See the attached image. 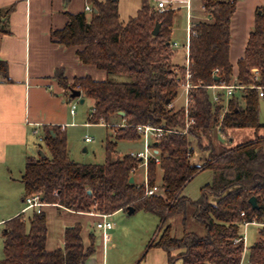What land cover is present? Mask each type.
<instances>
[{
  "label": "trees",
  "instance_id": "16d2710c",
  "mask_svg": "<svg viewBox=\"0 0 264 264\" xmlns=\"http://www.w3.org/2000/svg\"><path fill=\"white\" fill-rule=\"evenodd\" d=\"M70 0H65L67 5ZM93 7L91 18L85 13L69 15L62 30L52 32V38L65 47H81L80 61L106 72L108 79L95 81L90 76L75 78L71 83L64 71L55 79L69 97L70 90H79L84 99L92 100L90 124H109L119 116L125 126L115 127L116 142L106 145L107 160L103 165L78 164L69 156L67 135L54 127V135L45 139L50 157L27 160L22 177L25 200L40 195L47 205H56L76 213L114 215L120 211H145L161 219L163 231L151 248L167 253L169 264H240L244 243V223H258L260 239L247 249L249 264H264V137L233 147L219 149L214 136L219 124L221 106L212 102L210 88L229 84L236 71L230 62L231 22L236 13L235 2L204 0L209 23L192 27L189 44L190 66H175L172 47V11L159 12L142 0L136 17L127 23L120 19L116 0H88ZM157 25L159 34L153 35ZM3 30L0 29V33ZM6 31H4L5 33ZM260 72L255 82L252 70ZM202 88L190 91L189 116L196 124L188 135L165 133L153 142L159 152L160 164L150 159L147 168L148 185L156 186L157 171L163 172L161 193L148 196L143 184H131L141 159L132 155L113 160L118 141L140 139L138 126L182 132L186 125L185 109L176 110L173 103L186 80ZM217 74H215V72ZM8 64L0 60V76L8 78ZM238 82L243 90L229 103L222 128L226 130L262 128L259 121L260 96L264 87V7L258 10L244 57L238 63ZM129 76L134 83H116L110 76ZM169 101V104L167 103ZM200 152L204 161L191 162L188 154ZM199 154V153H198ZM200 160V159H199ZM213 171L214 181L201 190L197 201L182 196L186 186L201 172ZM91 191V194L88 192ZM257 201V209L251 199ZM192 207L193 220L202 226L205 236L186 232L182 238L172 236L174 217L184 215ZM244 214V215H243ZM4 232V259L0 264H85L95 253V241L85 247L82 226L66 230L64 247L47 250L48 224L44 213L34 211L27 217L19 215L9 220Z\"/></svg>",
  "mask_w": 264,
  "mask_h": 264
},
{
  "label": "crops",
  "instance_id": "0c3cea01",
  "mask_svg": "<svg viewBox=\"0 0 264 264\" xmlns=\"http://www.w3.org/2000/svg\"><path fill=\"white\" fill-rule=\"evenodd\" d=\"M116 1L123 23L136 17L142 6V0ZM219 1L236 3V13L231 22L230 62L234 70L238 71V63L245 55L256 15L258 10L264 7V0ZM150 3L158 11V5L163 3V12L174 13L172 47L174 51H185L187 62L192 27L196 23L212 22V18L206 14L204 0H150ZM87 6L92 7L88 0H70L67 5L65 0H0V29L3 30L0 33V60L7 62L9 71L7 79L0 76V229L4 228L9 220L22 214L27 216L30 211L26 209L22 177L27 160L30 157L36 158L33 154L38 143L45 142L48 133L54 135V127H60L67 135V128L78 125L75 123L76 111L74 114L71 112L72 108L68 111V97L55 79L56 72L63 70L70 83L75 78L86 76L100 82L108 79L106 72L80 61L77 52L82 50L81 47L68 48L52 38L53 31L62 30L68 25L69 15L85 13L90 19L92 13L90 15V12L86 11ZM262 99L264 98L260 99V103ZM84 100L85 103L87 99ZM92 104L94 106V103ZM118 119L115 125L125 126V121L120 115ZM263 119L264 102L260 104L259 110L262 128L257 131L239 129L238 131L255 132L253 140L242 144L264 137ZM230 131L232 130L226 131L225 134L229 135ZM233 143L234 136H228V140H224L218 133L214 136V144L219 149L242 145ZM19 167L22 169L19 175L23 186L21 202L19 201L4 217V183L9 180L11 172ZM141 184L143 183L139 185ZM42 213L47 217L49 252L62 249L66 230L79 224L82 226L85 247L90 246L91 237L95 241V253L85 264H108L106 258L115 239L113 224L111 230L104 231L97 227L101 221L99 214L76 213L56 205H46ZM117 213H127V217L134 215L126 211ZM112 217L114 215H110L109 222ZM251 225L262 227L258 223ZM5 231L6 225L5 230H0L1 240ZM258 232L260 233V229ZM259 233L255 243L260 239ZM151 245L148 249L154 259L152 264H169L167 253L162 249L151 248ZM162 251L164 253H161Z\"/></svg>",
  "mask_w": 264,
  "mask_h": 264
},
{
  "label": "rangeland",
  "instance_id": "374dc122",
  "mask_svg": "<svg viewBox=\"0 0 264 264\" xmlns=\"http://www.w3.org/2000/svg\"><path fill=\"white\" fill-rule=\"evenodd\" d=\"M91 15V13H90ZM124 21V20H123ZM173 63L175 66H184L186 63L185 51H174ZM236 71V70H235ZM237 73V71H236ZM116 83H134V78L129 76L113 75L109 78ZM214 91H209L212 96ZM240 100L242 93H237ZM82 99V98H81ZM81 99L67 98L66 105L68 111L71 110L73 105L76 106L75 123L78 125L70 126L67 128V141L69 147V155L72 161L83 165H103L107 160L106 145L108 142H116L115 127L118 117L112 116L109 124L95 125L89 124L90 116L93 109V101L87 99L84 104H80ZM185 93L183 88H180L178 97L173 103L176 110L183 109L185 106ZM264 99L261 100V105ZM264 122V119L262 120ZM241 130V129H240ZM228 131V130H226ZM218 132L215 133L217 135ZM253 131H238L232 130L227 136H234V145H239L242 142L253 140L255 138ZM245 138V139H244ZM89 140L86 143V140ZM244 139V140H242ZM224 143V142H223ZM230 144V142H226ZM113 155V160L123 158L124 156L138 154L145 151V142L143 137L136 141H118L117 148ZM199 153V154H198ZM50 157V152L46 143L40 141L38 147L35 149L33 156L40 158L41 155ZM201 157L200 152H197ZM200 159V160H199ZM196 163L204 161L199 158ZM22 169L15 168L10 175L7 183H4V217L14 208L20 201L23 194V186L20 182V172ZM24 172V171H23ZM146 177L145 167L141 166L134 175L138 184L144 183ZM163 179V172L157 171L156 186L161 187ZM214 181L213 171H204L198 174L184 189L182 196L197 201L201 198V190L208 184ZM6 188V189H5ZM194 209L190 207L186 214L180 215L170 219L166 226H172V236L175 238H182L186 232H192L198 236H205L206 232L202 226L193 220ZM34 210L27 213V217L32 216ZM114 225L115 239L113 245L110 246L109 255L106 258L108 264H152V254H149V246L151 243L157 241L163 231H160L161 219L154 214L145 211H138L133 216L127 217V213H116L110 219ZM5 230L4 228H1ZM0 229V230H1ZM243 229V235L246 237V248H250L255 244L258 231L261 227L256 225L247 226ZM246 230V232H244ZM3 240L0 239V262L4 259V236ZM161 251V250H160ZM161 253H164L163 251ZM247 256V252H246ZM244 264H249L248 257L243 260ZM176 264H182L177 261Z\"/></svg>",
  "mask_w": 264,
  "mask_h": 264
},
{
  "label": "built area",
  "instance_id": "2783aa9c",
  "mask_svg": "<svg viewBox=\"0 0 264 264\" xmlns=\"http://www.w3.org/2000/svg\"><path fill=\"white\" fill-rule=\"evenodd\" d=\"M164 8H165V6L163 3H160L158 5V9L160 12H163ZM86 11L92 13L93 8L91 6H87ZM189 66H190V61H189V57H188L187 62H186L187 70L189 69ZM217 72L218 71H216L215 74H217ZM252 77L256 83L261 81V76H260L259 70H257V69L252 70ZM202 87H203L202 85L196 86L192 83V74L188 71L187 75H186L185 83L182 86L184 93H185V97H186L185 106H184L185 116H186V125H185V129L182 132L157 129V128H154L150 125L137 127L138 134L141 137H143V139H144L145 151L143 153L132 155V156L141 159V161L143 162L142 166L145 167L146 170L148 168V162L150 159H154L156 164H158V165L160 164L159 152L152 147V144L154 141L161 138L165 133H177V134H181V135H188V131H189L190 127H192L196 124L195 119L190 118V116H189V106H190V95L189 94H190L191 90L196 89V88H202ZM209 88L211 91H214L213 95H212L213 104L216 106L222 107V111L219 115V124H218L216 132H218V134H220L224 140H228V136L225 134L226 131H224L222 128V122H223V119H224L226 112L228 111L230 101L232 100V98L234 97V95L238 91L243 90L245 87H242L239 84L238 74L236 73V75H234V77H233V80L229 84L215 85V86H212ZM250 89H258L260 98H264V87L251 86ZM75 110H76V106L73 105L71 112L74 114ZM88 141L89 140L87 139L86 142H88ZM188 157H189L191 162H195L197 160L198 154H197V152L189 153ZM143 185L146 188V194L148 196L156 195V194L162 192L161 188L158 186H155L152 188L149 187L147 174H146L145 181H144ZM25 202L27 205L26 209L34 210L39 214L42 213V209L47 205L42 201V198L40 197V195L28 197V198H26ZM99 217L101 218V221L97 225L98 229H102V230L106 231V230H111L113 228L112 223L108 221L110 215L99 214ZM254 223L255 222L244 223V227H247L250 224H254ZM241 242L244 243L245 251H244V254L242 256V261L240 264H244L243 260L246 259V252H247L245 235H243V237L236 240V243H241Z\"/></svg>",
  "mask_w": 264,
  "mask_h": 264
},
{
  "label": "water",
  "instance_id": "95a60500",
  "mask_svg": "<svg viewBox=\"0 0 264 264\" xmlns=\"http://www.w3.org/2000/svg\"><path fill=\"white\" fill-rule=\"evenodd\" d=\"M159 30H160V25H157L156 28H155L154 31H153V35L157 36V35L159 34ZM70 98H71V99H81V98H82V92L79 91V90H70ZM84 101H85V100L82 98V99L80 100V104H84ZM167 103L169 104V101H168ZM119 115H120L121 117H124V116H125L124 113H119ZM54 136H55V135H54ZM45 157H46V156H45L44 154L41 155V158H45ZM130 183H131V184H134V183H135V179H134V177H132V178L130 179ZM88 193L91 194V191H89ZM250 202H251L252 207H253L254 209H257L258 205H257V201H256V199H255V198H252ZM129 214H134V210H133V209H130Z\"/></svg>",
  "mask_w": 264,
  "mask_h": 264
}]
</instances>
